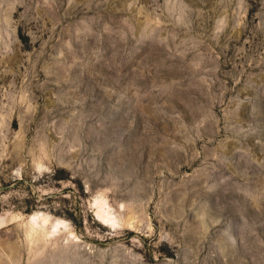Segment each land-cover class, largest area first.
<instances>
[{
    "label": "rangeland",
    "instance_id": "obj_1",
    "mask_svg": "<svg viewBox=\"0 0 264 264\" xmlns=\"http://www.w3.org/2000/svg\"><path fill=\"white\" fill-rule=\"evenodd\" d=\"M0 264H264V0H0Z\"/></svg>",
    "mask_w": 264,
    "mask_h": 264
},
{
    "label": "bare ground",
    "instance_id": "obj_2",
    "mask_svg": "<svg viewBox=\"0 0 264 264\" xmlns=\"http://www.w3.org/2000/svg\"><path fill=\"white\" fill-rule=\"evenodd\" d=\"M101 218L104 220V222H105V221H109L107 215H102ZM101 218H100V219H101ZM109 218H110V217H109ZM103 220H102V221H103ZM110 220H111V219H110ZM44 221H46V220H44Z\"/></svg>",
    "mask_w": 264,
    "mask_h": 264
}]
</instances>
